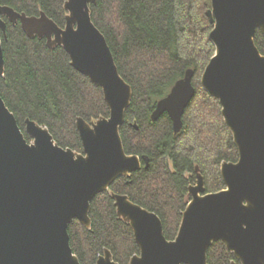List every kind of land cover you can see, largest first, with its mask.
I'll return each mask as SVG.
<instances>
[{
    "label": "water",
    "instance_id": "obj_1",
    "mask_svg": "<svg viewBox=\"0 0 264 264\" xmlns=\"http://www.w3.org/2000/svg\"><path fill=\"white\" fill-rule=\"evenodd\" d=\"M96 3L68 0L64 28L45 15L28 17L0 3V75L7 19L20 23L30 37L46 38L49 47H63L71 65L103 90L110 109L109 118L91 124L77 119L84 147L77 154L59 146L48 128L27 119L29 142L0 95V264H81L70 245V225L78 220L90 228L94 198L142 167L141 158L128 155L123 145L120 129L133 90L92 20ZM211 3L207 16L216 53L201 85L221 103L240 157L222 164L226 189L217 193H206L197 169V184L189 187L191 201L172 241L156 213L114 193L117 214L131 224L140 248L130 264H208L209 249L220 241L241 264H264V55L255 43L258 30L264 35V0ZM194 75L189 69L152 114L154 122L168 114L175 134L196 94ZM96 264L119 263L106 250Z\"/></svg>",
    "mask_w": 264,
    "mask_h": 264
},
{
    "label": "trees",
    "instance_id": "obj_2",
    "mask_svg": "<svg viewBox=\"0 0 264 264\" xmlns=\"http://www.w3.org/2000/svg\"><path fill=\"white\" fill-rule=\"evenodd\" d=\"M67 1L0 3L28 17L45 15L64 28ZM211 6V0H97L91 5L92 20L106 37L121 76L133 90L120 134L126 153L140 157L142 167L119 177L109 190L95 197L90 228L78 220L70 225V245L81 264H96L106 250L119 264H130L140 254L131 224L117 214L114 193L156 213L166 238L172 241L191 201L189 187L197 183V169L204 177L207 194L226 189L221 166L238 162L240 155L221 103L201 85L216 53L210 39L213 25L207 16ZM5 20L1 97L24 133L30 119L48 128L59 146L83 154L77 119L91 124L110 117L103 90L71 65L63 47L51 48L46 38L30 37L20 23L14 26ZM255 43L264 55L260 30ZM189 69L195 74L196 94L185 111L181 132L175 134L168 114L155 122L152 114L158 101ZM233 262L241 264L222 241L209 249L208 264Z\"/></svg>",
    "mask_w": 264,
    "mask_h": 264
},
{
    "label": "flooded vegetation",
    "instance_id": "obj_3",
    "mask_svg": "<svg viewBox=\"0 0 264 264\" xmlns=\"http://www.w3.org/2000/svg\"><path fill=\"white\" fill-rule=\"evenodd\" d=\"M197 180H198V178H197ZM197 184V183H196ZM192 186V185H191Z\"/></svg>",
    "mask_w": 264,
    "mask_h": 264
},
{
    "label": "bare ground",
    "instance_id": "obj_4",
    "mask_svg": "<svg viewBox=\"0 0 264 264\" xmlns=\"http://www.w3.org/2000/svg\"><path fill=\"white\" fill-rule=\"evenodd\" d=\"M95 199V198H94Z\"/></svg>",
    "mask_w": 264,
    "mask_h": 264
},
{
    "label": "rangeland",
    "instance_id": "obj_5",
    "mask_svg": "<svg viewBox=\"0 0 264 264\" xmlns=\"http://www.w3.org/2000/svg\"><path fill=\"white\" fill-rule=\"evenodd\" d=\"M196 185V184H195Z\"/></svg>",
    "mask_w": 264,
    "mask_h": 264
}]
</instances>
